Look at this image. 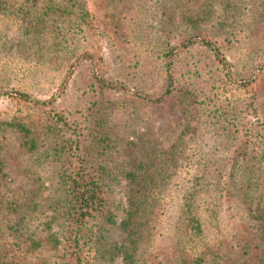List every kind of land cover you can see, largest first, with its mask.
I'll return each mask as SVG.
<instances>
[{
    "label": "trees",
    "instance_id": "obj_1",
    "mask_svg": "<svg viewBox=\"0 0 264 264\" xmlns=\"http://www.w3.org/2000/svg\"><path fill=\"white\" fill-rule=\"evenodd\" d=\"M61 19L64 27L55 24ZM22 23L32 60L55 67L56 85L41 99L17 78L24 63L0 65L12 74L0 80V95L19 105L16 115L0 118V264H264V119L245 118L257 113L255 91L243 107L218 113L231 153L204 162L190 187L157 181L177 161L187 103L203 101L179 85L177 55L201 45L226 81H254L264 58L255 74L242 76L224 49L243 37L258 41L253 48L264 55V0H0V37L2 25ZM77 33L80 45L69 51ZM92 39L120 51L122 69H141L140 56L154 53L159 85L110 77L115 68H107ZM82 61L86 83L77 94L94 96L84 112L56 102ZM108 94L112 104L104 101ZM166 107L164 137L129 136L138 119ZM150 131L147 125L139 134ZM213 185L220 204L207 199ZM231 210L239 223L225 229L219 214Z\"/></svg>",
    "mask_w": 264,
    "mask_h": 264
},
{
    "label": "rangeland",
    "instance_id": "obj_2",
    "mask_svg": "<svg viewBox=\"0 0 264 264\" xmlns=\"http://www.w3.org/2000/svg\"><path fill=\"white\" fill-rule=\"evenodd\" d=\"M152 10V8L149 9L147 21L150 18ZM247 15L248 14H245V16ZM157 22L156 18L154 23ZM66 23V20H62V22L57 21L55 24L64 27ZM24 26V23L19 26L15 24L11 26L6 24L2 25V29L7 33L0 37V65L10 63L11 65L19 66L24 63L26 67L22 70L23 72L19 71L17 73V78L24 80L23 86L33 95L41 99H46L54 92V87L56 85L52 78L55 67L47 63H35V60H32V54L27 49L26 43V40L29 39L27 34L30 36V33ZM148 26H150V24ZM11 29H14V32H12ZM239 37L240 36H238V39ZM30 38L32 37L30 36ZM93 40L94 39H92V44L90 43V45L92 48L97 47L104 52V61L109 65L107 68L111 69L112 66L115 68V72L112 76H110L107 70L106 75L113 79H120L121 77L126 79H140L144 81L143 85H147L151 90L155 87V84L159 85V74L156 70L154 53L145 52L140 56L144 63L141 69L136 71L132 68L122 69L118 61V56L121 52L116 51L108 41L102 39ZM78 41H80L79 33L76 34L74 42L70 43L69 49L71 50L69 51H76V49H78L80 45ZM252 42L251 39L243 41V37H241L235 42L231 50L224 49L230 60L232 71L236 72L238 75L247 76L250 73L255 74L260 68L264 55L258 48H253L257 47L258 41L257 44H252ZM150 45L151 43L149 46ZM142 52H144V47L142 48ZM66 53L67 55H73L68 54V51H66ZM262 66L264 67V63ZM87 67L88 64L85 61L77 63L74 66L68 88L66 91H63L56 100L59 105L76 108L80 112L86 111V107L94 96L89 93V97L86 96L87 94H84L82 97L78 96L77 93L85 86ZM219 67L211 51L198 44L190 46L177 55L175 71L177 73L176 76L179 85L188 89L192 96L194 95L198 100L203 99V101L197 103V100L192 98L193 102L187 103L185 112L187 119L185 124H182L186 132L183 134L181 150L178 151L176 156V163L168 171L172 176L170 175L165 179L161 176V179H157L161 186H167L169 183L171 184L174 181H178L186 187H190L191 181L199 174L201 168L204 167V162L216 161V163H218L224 155L229 152L231 153L229 150L230 145L228 143L224 145L222 142L223 138H225L222 132H225L227 129H223V122L217 117L223 106H227L229 109H234L237 106H239V108L243 107L246 98L252 90L255 91L256 100L254 103L257 107V113H252V115L248 114L245 118L248 122L250 121L256 124L262 123L264 119V70H259L255 76H252L254 81L242 85L238 82L235 84L233 81H226L218 70ZM8 71V69L0 71V80L3 82L8 77H12V74H8ZM120 71L122 72V76H117V73ZM22 73L24 76H22ZM208 94L214 97L213 100L206 98ZM111 95L112 94L105 95L104 101L109 99L110 101L108 102L112 104ZM18 106L16 100L12 98L11 95L1 94L0 118L10 119L16 115L15 113L17 112ZM20 109H22V113L27 110L25 107ZM167 112L169 114L171 113L170 107H166V110L163 109L162 112L158 110L157 114L149 111L146 118L143 120L138 119L131 127V131L133 132L130 133L129 136L134 138L138 136L141 138L142 142H147L148 139L151 138L161 139L165 136L169 128L168 121L166 120ZM110 117L114 119L115 114L112 113ZM147 125H150L151 134L144 132L143 135H140L139 133L144 131ZM249 151L254 153V148H250ZM186 153H189L188 158L184 157ZM214 162L212 165H215ZM179 170L180 173H178ZM175 173L182 174L185 178L182 180L176 178ZM210 179H213V177ZM217 190L216 186H211L210 192L212 196H207V199L211 201V203H222V201L218 200ZM173 209L175 210L172 214L175 217V221L178 222L180 220L179 214H176V211H180L178 205L174 204ZM219 215L220 223L225 229H232L233 225L236 227L239 223L238 215L235 210L225 211ZM214 223L215 220L213 219V225L211 226L212 230L216 228ZM115 264L119 263L117 262Z\"/></svg>",
    "mask_w": 264,
    "mask_h": 264
}]
</instances>
